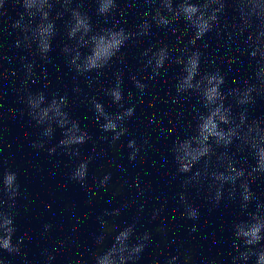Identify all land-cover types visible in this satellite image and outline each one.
Returning <instances> with one entry per match:
<instances>
[{
    "label": "clouds",
    "instance_id": "1",
    "mask_svg": "<svg viewBox=\"0 0 264 264\" xmlns=\"http://www.w3.org/2000/svg\"><path fill=\"white\" fill-rule=\"evenodd\" d=\"M9 2L23 9L11 24V29L19 33L14 46L31 50L35 45L36 53L45 64L52 62L50 53L58 34L57 20H63L66 39L71 43H64L61 52L67 67L77 76H87L91 73L102 75V70L110 66L114 58L125 63L122 49L129 41L139 43L140 37L150 36L153 25L171 30L173 35L179 33L177 45L183 44V35L192 33L183 48H171L163 42L160 46L145 48L140 53L142 71L147 72L150 69L151 73L143 77L132 75L130 79L138 91L137 100L142 104L149 88L145 81H156L158 77L165 76L171 64L180 66V72L172 77L176 91L174 99L178 102L184 94H195L200 104V108L195 110L196 122L190 125L192 133L176 136L170 148L176 174L184 176L181 184L184 191L179 193V203L184 208L181 216L194 222L200 218L199 208L188 200L189 186L199 187L206 184L209 202L215 207L225 198L230 202L238 200L244 218L235 220L231 226L233 248L236 251V255L231 257V264H248L249 261H252V264H264V203L259 202L252 190V185L257 179L264 178V120L250 121L248 118V107L256 102L257 97H264V0H143V3L150 7L143 12V18L136 26V31H129L120 22L97 30L92 23V17L83 9V0H76L75 7H71L74 0H0V15L7 13L5 5ZM94 2L96 15L103 17L106 24L119 8L118 0ZM56 4H59L62 10H55ZM134 4L135 0H130L127 7L132 8ZM229 6L237 13L238 23L233 25V30L228 36L230 39L242 38V44L237 45V51L241 56H247L252 66V75L243 81L233 80L238 86L225 89L226 74L221 68L201 72V58L205 53L201 52L196 44L213 31L217 36L221 35V20ZM125 11L126 9L121 10L120 15L123 16ZM181 21L184 23L182 31ZM207 46L204 45L205 48ZM173 52L180 54L173 56ZM4 59L0 54V62ZM229 59L232 64L239 60L238 57ZM20 60L24 70L23 82L27 85L29 81L37 78L35 61L29 62L26 56H21ZM7 72L8 69L3 68V73ZM43 78H47L46 71H43ZM123 83V73L117 72L113 85L102 89L104 95L111 99L119 111L107 112L104 104L95 96L87 101L100 130L112 133L113 146L128 134L125 125L127 120L134 116L136 109L135 103H129V106L125 107ZM49 84L50 82H45L42 89L48 88ZM42 89L35 92L29 90L22 97L28 109V116L35 122V126L41 128L40 139L34 141L32 147L44 149L53 139L55 129L59 128L63 138L58 144L48 148V154L53 155L56 149L60 148L69 156L79 157L80 149L77 146L87 143L91 139L90 134L81 128L79 121L73 119L66 110L69 106L67 94L54 92L49 99ZM74 91L79 92V89ZM132 99L133 93L129 91L127 100L131 102ZM156 99V96L152 95L150 106L155 105ZM5 125L6 120L0 117V133L7 131ZM173 131L174 129L169 130ZM103 139L108 140V137ZM127 147L131 150L129 161H135L142 151V146L138 145L135 139H131ZM249 157L255 161L254 164L248 165ZM90 159L82 160L75 166L71 180L86 186ZM110 179L111 173L103 175L99 180V187L107 190ZM19 195L17 173L10 169L0 171V250L10 255L21 253L24 240V237H18L15 244L12 242L17 230L12 209ZM253 203L254 208L251 207ZM120 211L114 209L106 214L118 216ZM155 215H158V210L154 212V217ZM100 224L101 234L95 237L98 245L97 251L93 253L95 264H136L151 243V233L146 231L135 235V224L127 225L119 231L118 225L112 223L110 227L102 218ZM45 228H50V225ZM197 230L194 223L190 231ZM112 233H116L113 243L105 248L107 234ZM182 255L183 264H191V254L185 252ZM53 259L52 254L47 255V261ZM178 261L180 255L172 256L166 264H178ZM0 264L6 262L0 258ZM73 264L86 262L75 260Z\"/></svg>",
    "mask_w": 264,
    "mask_h": 264
}]
</instances>
